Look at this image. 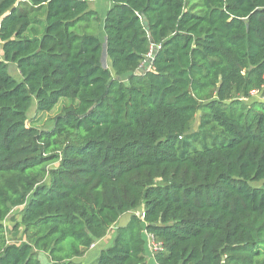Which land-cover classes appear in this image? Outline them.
<instances>
[{
  "label": "trees",
  "instance_id": "obj_1",
  "mask_svg": "<svg viewBox=\"0 0 264 264\" xmlns=\"http://www.w3.org/2000/svg\"><path fill=\"white\" fill-rule=\"evenodd\" d=\"M92 1L0 0V264H264V0Z\"/></svg>",
  "mask_w": 264,
  "mask_h": 264
},
{
  "label": "rangeland",
  "instance_id": "obj_2",
  "mask_svg": "<svg viewBox=\"0 0 264 264\" xmlns=\"http://www.w3.org/2000/svg\"><path fill=\"white\" fill-rule=\"evenodd\" d=\"M104 2L106 6L104 5L98 11L99 16L101 18H103L104 12L109 8V0H104ZM89 7L90 9L94 10L95 7L94 1L89 3ZM98 39H100L101 41L103 40V38H101V32L98 33ZM101 63L107 68H110L109 62L104 54L102 56ZM8 74L17 82H20L22 80L16 67L12 64H8ZM123 80H125V78H123ZM253 101L262 102L264 101V98H262L261 93L256 92L255 96L250 97V99H247L246 101L243 100V103L249 104L250 102ZM73 104H74L73 102L67 100H61L52 112L41 114L35 112V102L32 101V104L27 113L26 125L28 127H33L40 130H50L53 127L54 119L56 118V116L61 114L62 109L69 107ZM200 116H201V112L198 111L195 115L194 122L190 125L189 133L197 132ZM51 167H56V165H51ZM251 185L253 187L261 188L263 182L252 183ZM22 209H23L22 207L12 209L8 214V216L6 217V219L2 222V225L4 227V236L8 245L21 246L23 244L28 243L27 237L23 234V227L20 226ZM141 213H142V207H140L135 212V214L138 216ZM129 217L130 214H126L120 217L119 220L116 222V224L107 231L106 236L103 239L96 241L92 245V247L86 251L83 257L75 260V262L79 264H93L99 252L103 249L108 248L111 245L115 235L116 228L124 224L129 219ZM143 237L145 240V264H155L152 258V252L155 248L158 247V245H156L151 240L150 236L144 234ZM38 258L42 264H50L45 254L39 253Z\"/></svg>",
  "mask_w": 264,
  "mask_h": 264
},
{
  "label": "water",
  "instance_id": "obj_3",
  "mask_svg": "<svg viewBox=\"0 0 264 264\" xmlns=\"http://www.w3.org/2000/svg\"><path fill=\"white\" fill-rule=\"evenodd\" d=\"M152 63L151 56H147L142 65L133 73L134 76H143L150 70ZM218 90V88H217ZM120 227V226H119Z\"/></svg>",
  "mask_w": 264,
  "mask_h": 264
},
{
  "label": "crops",
  "instance_id": "obj_4",
  "mask_svg": "<svg viewBox=\"0 0 264 264\" xmlns=\"http://www.w3.org/2000/svg\"><path fill=\"white\" fill-rule=\"evenodd\" d=\"M94 1V4H95V7H94V10L98 13L99 9H101L104 5L106 6L104 0H93ZM92 1V2H93ZM110 4V3H109ZM110 8V7H109ZM101 38H103L102 42L104 43V36L103 34L101 33ZM127 222V221H126ZM125 222V223H126ZM124 223V224H125ZM124 224H122L121 226H123Z\"/></svg>",
  "mask_w": 264,
  "mask_h": 264
},
{
  "label": "built area",
  "instance_id": "obj_5",
  "mask_svg": "<svg viewBox=\"0 0 264 264\" xmlns=\"http://www.w3.org/2000/svg\"><path fill=\"white\" fill-rule=\"evenodd\" d=\"M251 95H256V91L252 92ZM244 101H246V100H244ZM140 215H141V217H143V214L142 213Z\"/></svg>",
  "mask_w": 264,
  "mask_h": 264
}]
</instances>
